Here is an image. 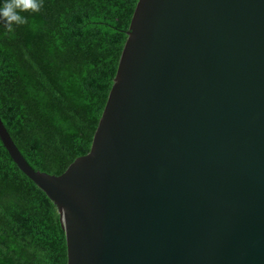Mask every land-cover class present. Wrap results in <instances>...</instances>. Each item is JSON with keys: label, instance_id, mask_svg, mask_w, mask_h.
I'll use <instances>...</instances> for the list:
<instances>
[{"label": "water", "instance_id": "95a60500", "mask_svg": "<svg viewBox=\"0 0 264 264\" xmlns=\"http://www.w3.org/2000/svg\"><path fill=\"white\" fill-rule=\"evenodd\" d=\"M18 170L67 264H264V0H138L90 151Z\"/></svg>", "mask_w": 264, "mask_h": 264}, {"label": "trees", "instance_id": "16d2710c", "mask_svg": "<svg viewBox=\"0 0 264 264\" xmlns=\"http://www.w3.org/2000/svg\"><path fill=\"white\" fill-rule=\"evenodd\" d=\"M138 0H40L0 21V118L26 162L59 176L89 153ZM0 264H67L54 204L0 141Z\"/></svg>", "mask_w": 264, "mask_h": 264}, {"label": "clouds", "instance_id": "9594fccd", "mask_svg": "<svg viewBox=\"0 0 264 264\" xmlns=\"http://www.w3.org/2000/svg\"><path fill=\"white\" fill-rule=\"evenodd\" d=\"M40 0H0V21L12 30L13 25L25 24L27 18L21 15L22 12L40 10Z\"/></svg>", "mask_w": 264, "mask_h": 264}]
</instances>
